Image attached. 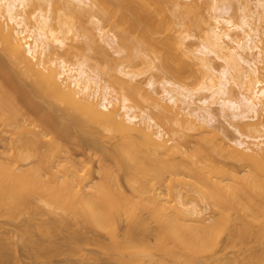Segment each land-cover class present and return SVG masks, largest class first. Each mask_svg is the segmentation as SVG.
Listing matches in <instances>:
<instances>
[{
    "label": "bare ground",
    "instance_id": "bare-ground-1",
    "mask_svg": "<svg viewBox=\"0 0 264 264\" xmlns=\"http://www.w3.org/2000/svg\"><path fill=\"white\" fill-rule=\"evenodd\" d=\"M92 1L91 4L98 5L103 12L102 18L112 22L111 25L118 31H115L117 36L106 35L99 28V17H92V21H96L92 23L99 25L96 27L99 37L113 50V45L118 43L134 47L133 44L140 45L148 41L160 45L166 42L179 49V40L169 33L170 26L176 22L173 20L181 18L186 21L191 14L199 11L194 2L185 4L184 8L181 5L184 12L178 14L177 11L181 10L180 7L174 9L178 5L176 0ZM59 3L72 10L76 6L86 5L87 0H0V52L13 67L11 76L23 86V98L28 97L34 105L37 100H42L49 105L47 110L50 108V114L58 118L57 122L65 128L73 125L92 135L101 133L117 139L115 161L117 168L126 175L131 195H126L117 179L111 180L114 175L104 168L102 172L107 173V181L111 180L109 183L113 182V185L100 181L102 183L88 187L77 177L75 166L68 161L62 166L46 162L38 167H29V171L36 174L38 170H43L56 176L66 190L75 195L61 207L74 216H85L101 230L114 225L120 215L125 217L124 233L115 236L111 246L117 256V264H224L219 255L208 253L199 246L203 238L201 234L199 238L196 237L197 223L191 218L194 210L186 201L192 193L199 191L216 206L220 217L233 216L239 226L254 228V237L257 238L264 231V122L259 119L264 114V82L259 79L261 70L264 71V47L258 44L260 36L252 26L253 16L250 13L243 14L239 26H233L222 14L214 18L217 24L230 26L209 30L205 45H202L204 52L213 54L222 63V69L218 72V67L212 63L213 59L181 51L182 55L191 58L193 65L203 70L208 81L202 83L198 91L181 83L163 80L157 84L161 88V93L157 94L155 81L149 79L145 87L155 95L151 96L139 86L140 83H131L136 81L137 76L126 71L123 64L118 65L117 71L125 80L120 79L117 82L118 90H114L85 61L68 63L64 59L46 60L55 55L56 48L62 49L66 45V36L74 27L66 23V19L64 22L60 16H56L55 8ZM170 6L173 7L171 11ZM257 7L264 8V2H258ZM168 12H172L173 20ZM177 14L181 17H175ZM232 30L242 32V39L233 38L230 34ZM162 34L164 38L153 37ZM114 52L116 55L121 53L117 49ZM168 57L166 53H161L162 69L180 78L182 71L171 69L167 64ZM2 71L1 130L14 126L19 130L18 135H21V129L29 125L33 128L31 131L34 136L49 137L51 132H48L47 127L50 125L45 122L51 117L49 112L46 110L49 118L42 120L47 127L40 125L43 124L41 120L39 124L36 123L39 118L30 122L27 119L30 114L28 111L26 113V109L20 105V99H17L21 89L19 93L17 91L18 94L15 89L12 91L16 86L10 87L11 83L8 84L3 78L5 71ZM233 86L237 90L236 94H233ZM199 91H207L208 95L196 99ZM114 102L119 104L118 107L114 106ZM138 103L144 104L140 110L135 107ZM56 104L61 108H55ZM212 106L218 107L223 118L225 111L229 110L232 117L237 119L234 124H230L235 138L228 141L233 146L215 131L213 125L216 119ZM152 110L169 123L173 139L170 145L160 140L163 129L151 116ZM51 120L55 118L51 117ZM203 125L214 130L198 137L194 148H186L187 136L183 134V129L203 132L206 129ZM57 141L50 136L52 150L63 152L64 148ZM215 156L237 161L247 168L243 172L248 173L237 177L234 170L224 169L216 163L218 160ZM8 167L2 160L1 174H5ZM212 172L219 173L221 177L213 179ZM105 177L102 179L105 180ZM162 186L165 188L164 194L157 192ZM2 207L5 204L2 203ZM143 210L153 218L151 242L136 233L137 229L144 232L150 228L147 223L150 219L140 218V211ZM202 224L204 226L201 222V228ZM262 247L260 253L249 255L239 264H264ZM0 264L6 262L0 260Z\"/></svg>",
    "mask_w": 264,
    "mask_h": 264
},
{
    "label": "rangeland",
    "instance_id": "rangeland-1",
    "mask_svg": "<svg viewBox=\"0 0 264 264\" xmlns=\"http://www.w3.org/2000/svg\"><path fill=\"white\" fill-rule=\"evenodd\" d=\"M91 1L87 0L88 4H83L81 7L76 6L72 10L62 3L57 4V8H55L56 16H60L62 21L66 19V23L74 27L71 29L72 32H69V35L67 34L68 36H66V38L68 37L66 45L62 49L56 48L54 50L55 55L51 58H46V60L64 59L68 63H75L78 60L85 61L90 67L96 69L101 80L114 90H118L119 80L125 78L117 71L118 65L123 64L126 66V71L132 72L137 76L136 81L131 83L135 85L140 83L139 86L148 95L155 96L145 87V83L149 79L155 81V93L157 94L161 93V88L157 84L163 80L177 82V84L181 83L187 88L197 89L198 91L202 83H208V81L202 72L203 70H199L198 68L200 67L198 65H193L191 58L182 55L181 51L213 59V65L218 67L217 72L220 71L222 63L213 54L204 52L202 45H205V37L209 30L216 29V27L230 28L229 25H220L215 22L214 18L221 14L226 19H229L233 26H239L241 25L243 14L250 13L254 18L251 17L252 20L250 19L251 23L253 22L252 26L258 30L260 36V43L258 44L260 47H264V8L257 7V3H262L264 0H176L178 5L173 7H175L174 9H179L180 7L181 11H177L178 14L184 12H182L181 8H184L185 4L188 5L194 2L198 5L197 11L199 10L198 13L195 12L197 13L196 15L195 13L191 14L189 19H186L188 18L186 17V21L181 20L178 14L175 17L179 19L175 18L173 20L172 12H168V15L172 16L171 19L176 21L173 26H170L169 33L171 37L179 40V49L166 42L164 45L156 44L152 41L141 42L140 45L137 43L139 48L137 44H133L134 47H130L131 45L127 47L118 43L116 46L113 45V48L115 47V49L121 51L120 54L116 55L115 49L109 48L101 40L96 30L99 25L97 23L94 25L93 23L96 21L93 22L92 20L96 16L97 18L99 17L101 20L99 28L106 35L117 36L115 31H118L116 27L114 29L113 25H111L113 24L112 22H106L102 18L103 12L97 7L98 5L93 3L96 5L94 6L91 4L93 2ZM171 7H169V11H171ZM63 8H66L68 12L64 11ZM225 9H227V12H225ZM52 10L54 11V7ZM230 34L235 39H242L244 36L242 32L237 30H232ZM153 37H160L161 39L165 35ZM135 48L139 51H135ZM137 52L139 53L137 54ZM162 52L169 56L167 64L171 69L182 71L180 78L162 69ZM136 55L137 57H135ZM3 56L5 57L0 52V60H4L0 61V68L5 71V75L3 74L5 77L3 76V78L8 84L11 83L9 84L11 88L14 87L13 85L16 86L12 91L15 89L14 91L17 93L21 89L20 93L18 91L20 95L17 93V99L21 100L18 99L20 105L26 109V113L28 111V114H30L27 115L28 117L30 116L29 118L26 116L27 119L29 121H37L39 118L36 123L41 120L40 123L43 124L40 125H45V127H47L45 122L49 123L50 127L47 128L49 129L48 132H51L50 136L55 137V140L59 141H57V144L64 148V151L52 150L50 136L41 138L34 136L31 131L33 128L29 125L21 129V135H18L19 130L14 126L6 127L5 131L0 128V164L3 160L10 166L5 174H1L2 171H0V260L3 263L6 262V264H117V256L114 255L111 246L113 245L114 237L122 236L124 233L125 217L120 215L114 225H110L106 230H101L88 221L85 216H74L61 207L75 195L68 192L56 176L50 175L43 170H38L36 174H31L29 171V167H38L46 162L62 166L68 161L75 166L77 177H80L82 183H86L89 187V185L95 186L102 182L107 184V177L109 180V176H107V173L104 174L102 172L104 168L106 172H111L115 176H111L113 178L110 179H117L122 191L130 196L131 192L126 181V175L117 168L115 161L117 139H111L101 133L92 135L85 130L77 129L73 125L65 128L61 123L57 122L59 121L58 118L54 117L52 113L50 114V108L47 110L49 105L42 102V100H37L34 105L31 100H28V97L23 98V86L11 76L13 67L7 58ZM131 58L135 59L131 60ZM261 72L259 79L264 82V71L261 70ZM232 90L233 94L237 93L234 86ZM207 95V91H199L195 97L198 99ZM22 98L24 100L27 99V101L23 103ZM114 103V106L118 107L119 104L117 102ZM54 107L58 109L60 106L56 104ZM135 107L140 110L144 107V104L138 103ZM46 110L52 119L55 118L54 121L51 120V117L48 120L46 119L47 117L49 118ZM212 111L216 119L213 125L215 131L219 137L233 146L228 141L235 138L234 130L230 124H234L237 119L232 117V112L229 110L225 111V118H223L217 106H212ZM150 114L163 129V137L160 140L170 145L173 139L169 123L161 119L157 111L152 110ZM42 116L43 119H40ZM259 119L264 122V114L260 115ZM42 120L47 121L43 122ZM203 126L206 128L203 132L183 129V134L187 136L185 141L186 148H194L198 137L205 135L210 130H214L206 125ZM21 157L23 158L21 159ZM179 159L178 157L177 160ZM216 160H218L216 163H219L224 169L234 170L237 177L238 175L244 176L242 173H248L243 172L245 168L237 161L222 157H216ZM104 177L106 181L102 179ZM211 177L213 179L220 178L221 175L212 172ZM109 182L108 185L111 183L113 185V182ZM109 187L111 188V186ZM157 192L164 194L165 188L162 186L161 190H157ZM192 194V196L190 195L191 197H187V201L185 198V201L189 207H193L194 211L191 214V218L197 224L200 222L198 226L196 224V237L201 234L200 236L203 238H200L201 240L197 239L200 240L199 246L202 250L219 255L224 264H239L241 260L246 259L249 255L260 253L263 250L264 231L261 230L262 234H260L259 238L254 237V228L248 229L239 226L233 216L229 218L228 216L227 218L226 216L220 217L219 213L216 212V206L206 200L202 193L198 191ZM2 203L5 204V207H2ZM143 211H140V218L150 219L149 221L147 220L150 228L144 232L137 229L136 233L145 241L151 242L150 233L154 229L153 218L149 217L150 215L147 211ZM201 222L204 223V226L203 224L201 225L202 228L200 227ZM206 226L211 227L207 228Z\"/></svg>",
    "mask_w": 264,
    "mask_h": 264
}]
</instances>
